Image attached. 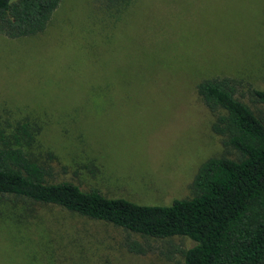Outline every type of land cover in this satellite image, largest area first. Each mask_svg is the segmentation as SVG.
Wrapping results in <instances>:
<instances>
[{
	"label": "rangeland",
	"instance_id": "1",
	"mask_svg": "<svg viewBox=\"0 0 264 264\" xmlns=\"http://www.w3.org/2000/svg\"><path fill=\"white\" fill-rule=\"evenodd\" d=\"M106 2L61 0L42 33L0 35V124L28 123L24 150L50 183L168 206L206 160L234 157L196 85L264 90V0H132L120 13ZM124 236L55 206L0 204V264H183L193 245L132 235L154 249L138 256Z\"/></svg>",
	"mask_w": 264,
	"mask_h": 264
},
{
	"label": "trees",
	"instance_id": "2",
	"mask_svg": "<svg viewBox=\"0 0 264 264\" xmlns=\"http://www.w3.org/2000/svg\"><path fill=\"white\" fill-rule=\"evenodd\" d=\"M60 1L0 0V35L18 39L42 33ZM131 2L112 0L102 6L120 13ZM196 91L214 116L212 132L234 157L202 163L188 198L148 206L82 190L72 182L50 183V171L24 150L32 139L28 123L17 122L0 124V204L55 206L110 224L125 232L121 244L133 255L154 249L132 235L183 237L193 243L180 252L183 264H264V90L219 77L201 80Z\"/></svg>",
	"mask_w": 264,
	"mask_h": 264
}]
</instances>
